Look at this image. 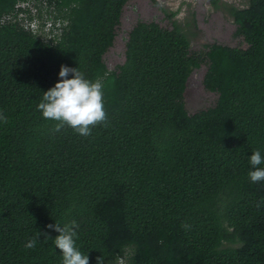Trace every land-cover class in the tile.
<instances>
[{
	"label": "trees",
	"instance_id": "obj_1",
	"mask_svg": "<svg viewBox=\"0 0 264 264\" xmlns=\"http://www.w3.org/2000/svg\"><path fill=\"white\" fill-rule=\"evenodd\" d=\"M127 1L0 0V264H62L48 225L72 220L89 264H264V182L248 179L264 153V0L225 8L244 47L192 50L171 12L169 28L137 20L109 70ZM61 65L103 80L89 136L37 110ZM201 65L216 99L189 113Z\"/></svg>",
	"mask_w": 264,
	"mask_h": 264
},
{
	"label": "rangeland",
	"instance_id": "obj_2",
	"mask_svg": "<svg viewBox=\"0 0 264 264\" xmlns=\"http://www.w3.org/2000/svg\"><path fill=\"white\" fill-rule=\"evenodd\" d=\"M128 0L122 8L119 24L115 30L112 46L104 53L103 60L109 70L124 60L127 33L137 20L154 21L162 27H170V19L166 16L176 12L172 19L178 22H189L191 49L198 50L205 43L217 42L229 46L244 47L241 37L234 35L235 24L226 11L227 5L242 7L247 0ZM194 23V25H193ZM50 27L44 29L50 31ZM206 67L201 65L194 69L188 77L184 92V102L189 113L212 106L216 94L207 91L202 84Z\"/></svg>",
	"mask_w": 264,
	"mask_h": 264
},
{
	"label": "clouds",
	"instance_id": "obj_3",
	"mask_svg": "<svg viewBox=\"0 0 264 264\" xmlns=\"http://www.w3.org/2000/svg\"><path fill=\"white\" fill-rule=\"evenodd\" d=\"M55 84L43 91L37 110L45 120L55 122V131L67 126L80 136H89L91 129L106 121L104 83L101 78L89 79L78 67L61 65ZM3 116L0 115V120ZM248 179L264 182V153L253 151L248 157ZM58 235L52 238L55 251L59 249L62 264H89L88 254L76 245L78 225L75 220L48 225ZM185 227H188L187 225ZM45 237H49L46 233ZM38 237L30 239L26 247H35ZM99 264V260H98Z\"/></svg>",
	"mask_w": 264,
	"mask_h": 264
},
{
	"label": "built area",
	"instance_id": "obj_4",
	"mask_svg": "<svg viewBox=\"0 0 264 264\" xmlns=\"http://www.w3.org/2000/svg\"><path fill=\"white\" fill-rule=\"evenodd\" d=\"M16 6H18V7H25V6H31L30 4H28V1H20L19 3H17L16 4ZM37 22L38 21H31V22H29V25H30V27L34 30L35 28H37ZM47 27H50V22L48 21L47 23H46V25H45V29L47 28Z\"/></svg>",
	"mask_w": 264,
	"mask_h": 264
}]
</instances>
